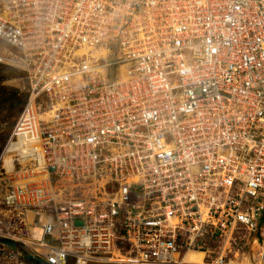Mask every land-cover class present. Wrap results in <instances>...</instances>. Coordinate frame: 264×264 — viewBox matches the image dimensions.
<instances>
[{
  "label": "built area",
  "instance_id": "1",
  "mask_svg": "<svg viewBox=\"0 0 264 264\" xmlns=\"http://www.w3.org/2000/svg\"><path fill=\"white\" fill-rule=\"evenodd\" d=\"M0 65L45 264H264V0H0Z\"/></svg>",
  "mask_w": 264,
  "mask_h": 264
},
{
  "label": "rangeland",
  "instance_id": "2",
  "mask_svg": "<svg viewBox=\"0 0 264 264\" xmlns=\"http://www.w3.org/2000/svg\"><path fill=\"white\" fill-rule=\"evenodd\" d=\"M28 84L24 71L0 65V161H3L0 163V179L4 171L13 169L11 154L5 155V152L27 102ZM3 164L6 169L2 168ZM31 218V214L22 215L8 208L0 199V264H45L39 257L43 250L30 243L41 234V230L30 228Z\"/></svg>",
  "mask_w": 264,
  "mask_h": 264
},
{
  "label": "trees",
  "instance_id": "3",
  "mask_svg": "<svg viewBox=\"0 0 264 264\" xmlns=\"http://www.w3.org/2000/svg\"><path fill=\"white\" fill-rule=\"evenodd\" d=\"M12 245H15V243H13V242H10ZM41 259V258H40ZM42 260V259H41Z\"/></svg>",
  "mask_w": 264,
  "mask_h": 264
}]
</instances>
